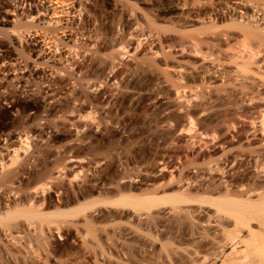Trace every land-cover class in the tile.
I'll use <instances>...</instances> for the list:
<instances>
[{"label":"bare ground","instance_id":"obj_1","mask_svg":"<svg viewBox=\"0 0 264 264\" xmlns=\"http://www.w3.org/2000/svg\"><path fill=\"white\" fill-rule=\"evenodd\" d=\"M8 1L6 3L5 2L1 3L2 4L1 9L4 10L3 13L6 14V13H10V12L12 13L13 12V13H16L15 20L16 19L18 20V18H19V21H17L18 23L15 24L16 23V21H15V23H14L15 25L12 26L13 28L10 29L9 33L12 37L16 35L17 37H15V38H18L19 43L23 42V43L27 44L28 41L31 40V43L29 44V46L24 47L25 51L27 52L28 55H32V54L38 55L39 53H44V52H42L44 47L48 48V46L49 45L52 46V44H53V46L55 45L54 46L55 53L58 55V53L60 52L59 53L60 55H58L59 58H57L56 61L55 60L52 61L49 59H48V61L43 60L41 62H37L36 65L34 64L35 66H33V67H30L28 65V63L25 62L23 65V68L19 69V72L27 70V72L30 73L31 76L33 78H35L36 80L37 79L40 80L41 78H43L44 81L42 80L43 82L38 83V84H40V87L36 83L37 84L36 88L38 89V90L36 89L37 90V91H35L36 93H34V90L29 88V86H27L26 84L22 85V81L24 80L25 76L17 75V76H15L14 83H11L12 85L14 84V87L21 85V89H22L21 91L16 92L13 89L6 87L4 84H0V237L3 236L2 240L4 239V237L5 238L9 237V239L11 238L12 240H13V238H15V239L21 238L22 239V237H24V238L30 237L32 239V237L36 236V234L37 235L39 234L40 237H41V234L43 235L44 233H46L45 235H48L47 232L50 228L47 227V229H46V227H44L48 224L46 219L52 218V217H55V218L56 217H58V218L62 217L63 219L65 217L66 219L67 218L68 219L69 218L74 219V218H77L79 216L78 214L82 213L83 210L85 211L86 209L88 210V208L89 209L92 208V206L94 207V205H96L98 202L99 203L97 205H99L100 203H103V202H101L102 200H100L98 197L96 198L95 194H98L102 190V187L105 188V186L103 184L101 177H99L98 179H94V177L97 178L95 176L96 174L95 175H92L93 173L91 174L92 175L91 177H93L94 180H91L87 186L85 185L86 187L82 184H81L82 185L81 188L79 186H76V188H79V190H77V191L75 190L76 193L74 192V194H75L74 197H73V195L70 196V194H68V192L66 190L67 187L65 188V186H66L65 183L68 184V182L71 183V182H74L80 178H83L82 177L83 175L81 176V174H83L84 170L82 169L83 167L81 166V163H80L81 161L79 162V160H74L73 158L67 159L66 155H68L72 151H74V148L78 144L77 143L78 142V134H79L81 128L85 127V129H89V128H87V127H89V125L87 124L88 120L90 118H92L91 120H89L90 125L91 124L94 125L95 123L97 124L98 120H97V118H95L96 113L93 114L92 111L94 112V110H92V109H95V107L98 105V103H100L99 102L100 97L98 95L93 96V95L88 94L86 92H82L85 89L84 88L85 85L88 84L87 83L88 81L86 82L87 84L84 85L83 90H80V88H78L79 85L77 83H80L82 85V82H83V80H82L83 78L81 79L82 82H77L78 79L80 78V77H77V75L80 74L81 67H82L81 65H83V63L78 64V62L72 61V59L74 58L73 55H74V53H76V48H77L76 46L75 47H73V46L76 44L78 45L80 43V42L79 43L76 42L77 40H75V37L79 34L74 35L75 31H73V30L75 28L76 29L79 28L81 26L80 24H82L84 21H81L83 18L79 17V15H78V17L81 18L78 20H80L82 23H77V24L75 23L77 26H78V24L80 26L76 27V25H74V28L72 25H70V26H72V27H70L68 25V23L66 25V23L63 22L65 20L64 19L65 15L68 16L70 14V12L68 10L71 7L69 5L73 0L69 3V5L67 3V0H16L17 5L15 4V2H13V3L18 8H20V11H18V12L14 9L9 10L13 4H12V2H8ZM183 1H185V0H183ZM196 1L199 2L198 0H192L191 2L190 1H188V2H190L191 6H192L193 2L195 4H198V5L204 3L205 1L208 5L209 4L208 2H210L207 0H205L204 2H203V0H200V2H199L200 4H199ZM217 1H215V2L217 3ZM223 1H226V0H223ZM223 1H222V3H224V4L227 3V2H223ZM247 1H249V0H247ZM247 1H244V2H247ZM73 2H75V0ZM258 2H260V4ZM258 2L257 1L254 2V3H257L258 6L257 5L255 6L252 1H251V4L254 5V7L256 9L263 12V14H264V0H261V1L258 0ZM72 3H71V5L73 7V5L75 3L74 4H72ZM169 3H171V2H169ZM206 3H204V4L206 5ZM247 3H249V2H247ZM187 4H189V3H187ZM218 4H219V6H214L216 4L213 5L210 2V4H209L210 7H208L206 5L207 7L203 6L204 8L200 7L201 6L200 5L198 7H200L201 9H199V10H198V7L195 8L196 7L195 6L193 8H194V10L196 9L197 11L193 12V13L190 12L192 14L188 13L189 15L187 14L186 16L189 19L192 18L193 21H199V22H200V19H202V17H203L202 21H204L205 20L204 18L207 17L209 19V21L212 22V24H210V25H213L214 24L213 21L221 20L222 18L227 17V15H228L227 18H229V15H232V14L234 15L235 13L241 12V14H242L243 12L240 9H242V7L244 9V7L247 6L243 3H240L241 7L240 6H237V7L234 6L232 8L230 6L231 7V9H230L228 7L229 4H227V7H225V6L222 7L221 1H220V3L218 2ZM185 5H186V3H185ZM248 5L249 6H247V8L250 7V3ZM16 6L15 7L12 6V7L16 8ZM24 7H25V9H22ZM183 7L186 9L185 6H182L181 10ZM170 8H172V7H170ZM190 8H192V7H190ZM72 9L73 8H71V10ZM74 10H73V12H74ZM181 10H180V14L182 13ZM258 10H256L255 12H257ZM77 11L79 13L78 9H77ZM184 11H186V10H184ZM243 11L247 12L246 9H244ZM259 11L257 12V14L259 13ZM80 13H82V10H80ZM74 14H75V12H74ZM253 14H255V13H253ZM257 14H255V15H257ZM259 14H258V17H256V18H259L262 16L264 17L263 14H261L262 16H260ZM67 16L65 18H67ZM72 16H73V14H72ZM20 17H23V18H20ZM183 17L184 16H182V19H183ZM249 17L255 18L254 15L253 16L249 15ZM73 18L76 19L77 16L73 17ZM240 18L242 20V17H240ZM0 19L2 20L3 18L1 17ZM180 19H179V21H180ZM236 19H239V16ZM78 20H76V21H78ZM250 20L251 19L249 18L248 21H250ZM255 20L256 19H254V20L252 19L253 23ZM186 21H187V19H186ZM190 21H191V19H190ZM202 21L200 22V24L207 22L206 20L204 22H202ZM223 21L226 22L224 19H223ZM252 21L250 23H252ZM258 21L260 22V19L257 20L256 22H258ZM68 22L70 23V21H68ZM86 22H87V20H86ZM245 22H242V23L247 24ZM259 22L257 23V26L260 28L261 26H259L260 25ZM71 23L73 24L74 22H71ZM179 23L181 24V21ZM207 23L205 25L207 29H205L204 24L202 25V26H204L203 32H205V30H210L208 28L209 23H208V25H207ZM218 23H219V21H218ZM226 23L225 24L223 23V24L226 25ZM230 23L232 25L228 24L229 28L230 27L235 28L236 24L232 23L231 21H230ZM236 23L238 24L237 28L240 29V31L237 29L238 32H241V30H242V33L239 36L240 39L242 38L241 36L243 35V39L244 38H246V39L250 38L249 40H252V41L248 40L249 43H251V42L253 43V40L255 42H257L259 39L260 44L257 42V44H256L257 46L255 45V47L257 49L256 48L254 49L252 44H251V47L255 50V52L251 48V50H249L248 52L253 51L252 53H250V54L248 53V55H247V53L244 54V51H245V48L247 45L243 47L244 51L241 50L242 49V43L244 42L243 39H241V41H243L242 43L237 44V45H240L241 49L239 48V46L237 48H234L232 46L228 47L230 45L229 42L231 41V39H229V38L235 39L236 37H232V35L234 33L229 37L228 34H225V32L227 33V31H225V32L222 31V32H224L225 37H226V35L228 36L227 38L230 41L227 38H225L226 40L229 41L228 42L229 45L225 46V47H227L226 48L227 53L224 52L225 50H221V51H223V53L225 55L227 54V58L229 55L228 50L230 51L229 59H230V62L233 63V65L235 66L234 69L230 68L232 70L227 68L231 64L230 62L228 63L226 61L228 64V65H226V62L223 61L222 59H220L221 56L217 55L220 60L218 58H215L216 56H214V52L215 53L217 52L216 49L218 48L220 50V48L218 46H217V48L215 47V44L218 45L219 40L218 41L216 40L217 43H215V44H214V42L211 41L213 39L212 36L215 37L213 32L218 33L216 31H219L220 35L219 34L216 35L218 37V39L220 38L219 36H221V37L224 36V34L222 35L221 29H218V27L220 25L218 26L217 23H216V25L218 27L214 24L215 25L214 27H217V28H214L212 26V28H211L212 31L211 30H210L211 32L206 31L208 33L204 34V36L206 35L205 37L207 38V36L212 35L209 33H213V35L210 36L212 38L210 39L208 37V39H207L208 41L209 40L211 41L210 43L209 42L207 43V41L204 40V37H201L203 35L202 34L203 32L201 31L202 28L199 29V27H198L197 28L198 31H197V29L195 30L194 27H192L193 31L195 30L194 33L192 32V29L188 28V30H187V28L185 27V29L189 32L185 31V29H183L184 31L182 32L181 31L182 29L179 28L181 30H177L178 32H176V35H177V33L179 34L180 32L184 33V34H182V36H181V33H180L179 34L181 36L180 38L178 37L179 35H177L178 39L180 41L181 40L182 41L180 44L177 45V49L174 47L175 49H173V50H178V52L181 54L180 55L178 53L180 57L182 56V54L184 55V57L186 54L187 55L189 54L188 56L191 55L192 58H193V56H197V57L201 56L203 58L207 57L206 60L208 62L206 61V63L209 64V62H210L211 64H213V66L209 64V67L212 66V68L214 67V65L216 66V64L222 65L223 68H224V65H226L227 67L225 66L226 69L224 68V70H226V71L228 70V72L224 76L225 77L227 76L226 78L230 77L231 79L230 78H228V79H230L229 81H231V83H232V81L234 82V83H232L233 85L231 84V86H233V89L236 85H240V84H243V85L238 86V87L236 86L235 89L240 88V87L241 88L245 87V85H247V87H245V88H247V90H248V88L250 89L251 87L255 88V84L254 83L252 84L251 83L252 81L250 82L248 80H253V81L257 80L255 82V83L258 82L256 85V88H255L258 92L257 94L253 95V93L256 92V90H254V89H253V91L251 89L248 90L247 92L243 91L244 93H248V94H251V91H252L253 92L252 96H247L243 92L241 93L242 97L246 95V97H243V98H246L247 100L241 98V99H243V103H245V106H247V104H246L247 102L249 103L247 107H249V105L252 104V106L249 107L250 111H248L249 108L248 109L246 108L247 110H245V107L244 108L242 107V109H240L241 107L240 108L237 107L238 110L236 111L237 112L236 114H239V119L236 117L235 121H233L234 119H232V117L224 116V118H222V119H225V118L227 119V117H228L229 119H232V120L227 119V121H224V120L221 121V119H219L220 120V121L218 120L219 122H217V118L220 115L216 113L217 114V118L215 117L216 122H214L215 119H213V117H212L213 121L211 120V122H208V123H206V122L204 123L202 121L199 122L202 125L199 124V125H201L200 128L198 126V131L196 133H193V135L189 134V133L193 131V129H194L193 124H196V123H192L194 117H192V115L189 113V115L188 114L184 115V116H187L186 117L187 121H184L183 126H182L183 122L181 123L182 128L180 131H183V133L182 132H180V133H182L185 137L187 136V138L189 135L188 140H190V141L188 142L187 138L185 141H187V143L192 142L191 144L193 146L195 145L196 151L194 149V151H195L194 153H196L198 150L197 155H196L197 158H195L197 161H195V160L192 161L194 163L199 162L201 160L200 158L203 157L202 153L205 150H208V151H210L211 149L214 150V149H216L215 146H219L221 149L222 141L226 140V139H223V135H225L224 138H226V136L228 135L227 139L229 138V136H231L230 138L231 139L233 138L232 140L236 139L237 141L238 140L240 141L242 138H245L246 140L249 139V141H251V142L258 140V143L256 144L257 145L256 146L254 144V143H256V141L254 143L249 142L250 144L248 143V141H246L247 145L249 144V146L245 149L243 148L244 146L243 147L241 146L243 149L241 151H237V152L235 151V149H234L235 152H233L231 150L230 151L228 150L229 152L224 150L226 152L223 151L224 155H222V157L223 156L224 157L223 158L221 157V159L216 158V160H213L212 156L211 157L209 156L208 157L209 161L205 162V160H203V158H202V161L206 163V166H205V163H203V162H202L203 165H201L202 164L201 162L196 163V165L198 164L197 166H195L196 170H188L189 168H187L185 165L186 164V159H185L186 156H184V154H182L184 156L185 162L181 160V163H179L181 170H179L178 176H176V177H178V182L175 180L176 183L179 185V187L177 185L178 191H176L175 195L173 194V196H171L170 195L171 193L169 194V192H170L169 191L168 194L170 196L168 195L167 198H164V196H163V198L160 196L154 198L152 196V198H146V197H144L146 199H142V198L137 199L136 198V199H134L135 201H133L132 203L128 202V203H130V205L131 204L133 205L134 209L138 208L139 209L138 211H140V210L144 211L145 210L144 211L145 214L146 213L148 214V212L150 214V211L152 209L154 210V208H156L158 205L161 206V204L163 203V204L168 205V207L166 205H162V206H166L168 208L167 209L168 213H171V214L177 213V215H179L180 217L182 216V218H184V220H185L184 222H182L183 219L178 216L180 219H182L180 222L179 218H175L177 216L174 217L176 220L178 219L176 222H179V224L178 223L177 224L180 227L178 225H176V222L174 219H171L172 216H170L171 220L169 219V216L166 217L167 220L166 219L164 221H163V219L160 220L161 223L159 222L160 225L158 227H161V229H162V227L165 229L167 227H169V230H170L169 231L167 228L168 232L165 233L166 235L164 233L162 234V235H164V237L162 235H160V236H162L161 238L158 237L159 235L157 236L159 243H161V245H162L161 250L163 248L166 249L168 246L169 247L173 246L174 249L173 248L172 249H173V252L175 254L170 251V250H172V249H170L171 248L170 247L169 252L171 254L170 255L168 254L169 256L167 255L168 256L167 258L165 257L166 258L165 261H162V259H161L162 263L158 259L157 261L158 262L160 261L158 264H160V263L161 264H264V94H262L263 89H264V53H262L264 50L262 51V48H264V46L261 45V44H263L261 41L264 40V32H261L262 31V30H260L261 28L259 29V28H257V26H256V29L254 27V30H253L252 25H254V24H252V25L247 24L246 27L240 28L239 23L238 22H236ZM234 24H235V26H234ZM83 25L84 24H82V26ZM181 25H180V27H181ZM190 25H188V26L190 27ZM228 25H226L225 28H227ZM262 25H263V23H262ZM171 26L168 25V28H166V29H168V31L165 29L166 26L164 27L165 30L163 29V31L167 32L165 34L168 37L171 36V34L169 35L168 33L171 30H174L173 27H171ZM173 26H175V25H173ZM182 26H184V25H182ZM202 26H200V27H202ZM169 27H171V29ZM263 27H264V25H263ZM81 28H80V30H81ZM182 28H184V27H182ZM176 29H175V31H176ZM80 30L77 29L76 32H78ZM49 31H50V33H49ZM175 31L174 32L171 31V32L175 33ZM196 31L198 32V33H196L197 36L195 34ZM199 31H200V33H199ZM259 31H260V33H259ZM81 32L82 31H80V33ZM4 33H6V32H4ZM132 33H130V34L132 35ZM185 33H190V34H185ZM261 33L263 34V36ZM95 34H97V32ZM191 34H193V35H191ZM207 34H209V35H207ZM229 34H231V33H229ZM81 35L82 34H80V36ZM163 36L166 37L165 35H163ZM7 37H10V36H7ZM28 37H29V40H27ZM133 37H134V35H133ZM147 37H149V36H147ZM254 38L257 40H255ZM95 39H97V42H98V37H96ZM133 39L136 40L135 37ZM138 39L139 38H137V40ZM221 39H224V37L220 38V40ZM236 39L238 40V37ZM240 39H239V41H240ZM246 39H244V40H246ZM137 40L135 41L136 44H137ZM179 40H178V42H180ZM237 40L235 42L238 43L239 41H237ZM1 41H3V40H1ZM92 41L94 42V40H92ZM213 41H215V40H213ZM74 42H76V44ZM176 42H174V43L172 42V43L175 44ZM232 42L234 43V40H232ZM255 42L253 44H255ZM69 43H71L70 47H69ZM96 43H95V45H96ZM150 43H151V45H154V44H152L153 42H149V45H150ZM172 43H170V44L172 45ZM244 43H246V42H244ZM249 43H247L249 45L247 47H250ZM121 44H122V42H121ZM126 44H127V42H126ZM126 44H124L123 47H125V49L129 51L130 48L127 49ZM208 44H210V45L212 44V46H214L212 49H214L216 51L213 52V50H211L212 46L208 47ZM2 45H1V47H2ZM118 45H116V46H118ZM128 45H129V43H128ZM137 45H139V42ZM146 45L148 46V48L151 47L150 49L153 48L152 46L149 47L148 44H146ZM204 45H205V47H204ZM232 45H235V44H232ZM87 46H89V45H87ZM130 46L131 45H129V47ZM136 46L132 47V48H134L133 50L136 49L135 48ZM139 46H141V45H139ZM161 46L162 47L165 46V45H163V41L161 43ZM173 46H176V44ZM259 46H261L260 49L262 52L258 48ZM93 47H94V45H93ZM38 48H39V51L37 52ZM78 48H81V47L78 46ZM87 48H86V51H87ZM117 48H121V47H117ZM137 48H138V46H137ZM165 48L168 50H163L164 52L163 53L161 52V53L165 57L163 59L166 60L167 63L163 64V65H165L164 70L162 69L163 73H161L162 71L159 69L161 71L160 73L163 76L161 77V79L157 78V79H159L157 81H160V83L158 82V84H160L162 86H166V85L168 86L169 84L172 83V87L176 92V93L175 92L174 93L177 95L178 100L180 101V103H181V101L183 102V103H181L182 104L181 108H183L182 106H184V105H185L184 108H187V105H189V103H192V104L194 103L193 107L195 106V108L201 102H203V104L205 103V105H206L208 98H210V95H209L210 93L208 94V90L210 89V87H213V85L212 86L210 85V83L213 81L212 78H210L212 80V81H210V83L206 82L207 85H210L209 89H207L206 85L203 84L206 87L205 91L207 90L206 91L207 93L205 92L204 94L209 95L208 97H207V95L205 96L204 94H202V92H200L201 91L200 89H202L203 86H201L202 87L201 88L197 84V86L200 87V88H198V93L203 95V97H199L200 95L199 96L197 95L198 94L197 90L195 91L197 94L193 93L194 91L192 90V88L193 87L196 88V86H192V88H190L188 86V85H190V84H188V81L191 79L190 77H192V76H190L189 77L190 79H189L188 75L186 76V74H188L189 73L188 71L192 70L193 68L190 65H189V67L192 69L187 68L188 66L185 65V64H187V63H185L186 61L185 62L183 61L184 62L183 64H181L180 63L181 61H179V62H176V64L174 63L173 66H171L170 65L171 63L169 64L168 62H170L169 61V59L171 58L170 52H171V49L173 47L170 46L169 44L168 45L166 44ZM48 49H50V48H48ZM66 49H68V50H66ZM72 49H73V51L75 49V52H73ZM150 49L148 51H150V54L151 53L153 54L154 50L152 52ZM162 49H164V48H162ZM223 49H225V48L223 47ZM52 50H51V53H52ZM89 50H88V52H89ZM115 50H113L112 56L119 53L117 51L118 49L116 51ZM124 50L122 52V49H121L120 52H122V54L123 53H126V54L129 53L130 54V52L127 51L128 52L127 53V52H124ZM160 50H161V48H160ZM205 50H206V52H205ZM256 50H258V52ZM1 51H2V49H1ZM62 51H65V52L62 53ZM71 52H73V55ZM92 52H93V50H92ZM133 52L137 53L136 51H133ZM155 52H154L156 54V55L154 54L155 57H158L157 51H155ZM211 52H213V54ZM219 52L220 51H218V53ZM55 53H52V54H55ZM80 53L78 52L77 54L79 55ZM113 53H115V54H113ZM220 53H222V52H220ZM126 54L125 55L123 54V55L126 56ZM129 54L127 56H130ZM152 54L150 56H152ZM174 54H175V51H174ZM210 54H212L213 56H211ZM119 55L120 54H118V56ZM134 55L132 53L133 57H135ZM159 55H161V54H159ZM209 55L211 57L210 61L208 60ZM118 56L116 58V55H115L114 57L111 58L110 61H113L114 58L118 60L119 59ZM122 56L120 55V57H122ZM150 56H148V57H150ZM76 57H78V56H76ZM144 57H145V55H144ZM159 57L162 58V56H159ZM212 57L215 58L214 61L216 60L219 62L222 60L224 62V64L222 63V61L220 63L216 62V64H214L215 62L211 61V60H213ZM86 58H88V57H86ZM175 58H173V59L171 58V59L174 60ZM4 59L5 58H3V60ZM202 60L203 59H201V61ZM225 60H227V59L225 58ZM145 61H147V59ZM150 61H149L150 64H152L153 61H155V63H156V58H154V60L152 59ZM166 61H164V62H166ZM203 61H205V60H203ZM55 62H58V63H56L57 66L58 65L64 66V64H66V65L69 64V65L66 67L58 68L57 66H55V64H54ZM115 62H117V61H115ZM115 62H113V63H115ZM206 63H204L205 66L207 65ZM158 64L156 63L155 65L157 66ZM202 64H203V62H202ZM75 65H77V69L75 71H71L72 70L71 69L70 70L71 73H69L70 71L66 72L67 69L69 70L70 68H73ZM196 65H197V63H195V64L192 63V66L194 67L193 72L195 73V74L193 72L191 73L193 75L192 80H191L193 83H197V82H201V81L204 82V80H208L207 78H209V76H210L209 73H211V72L215 73L214 71H212V69H211V72H209L208 70L210 68L208 66H207V69H208L207 70L206 68H203L204 66H201L202 67L201 68L200 65L199 66L197 65L198 68L200 67L201 69L196 70V67H197ZM233 65H230L229 67H233ZM61 66H59V67H61ZM117 66H119V65H117ZM153 66H154V64H153ZM158 66H159V68L161 67L160 65H158ZM55 67H57L58 69L57 68L55 69ZM111 67H113V66H111ZM108 68H110V66ZM114 68H113V71H114ZM223 68H221V69H223ZM154 69H155V67H154ZM214 69L217 72V69H219V68L216 69L214 67ZM55 70H57V71L55 72ZM110 70H111V68H110ZM220 70L217 73L221 72ZM170 71L174 72L175 76H173L172 74H169ZM222 72L224 74L223 70H222ZM83 73L81 74V77H82ZM3 74H5V71H3ZM61 74H66V77L61 78V76H62ZM245 74H249V76H247ZM160 75H158V77ZM170 75H172L176 81L172 82L171 81L172 76H170ZM217 75L219 76L220 73ZM222 75H220V76H222ZM169 76L171 78H169ZM224 76L222 77V79H226V78H224ZM215 78H216V76H215ZM114 79H115V77H114ZM5 81L7 82V80H5ZM72 82L73 83L77 82L75 85L77 87V89L73 90V92H70L71 94L69 93V96L72 97V100L68 101L71 98L70 97L68 100L65 99V101H66L65 103L57 104L56 103L57 102L56 97L60 96L59 94L62 92V90L65 87L69 86ZM202 82H201V84H202ZM245 82H247V84H244ZM249 83H251L250 84V86L252 85L251 87L248 85ZM158 84H156V86L159 87ZM234 84H236V85H234ZM95 85L96 84L91 86V84H88L87 88H89V86H91V88H92L91 89L92 91L90 90L88 92H94L93 89L96 88ZM42 86H44V88H42ZM100 86H101V81H100L99 87ZM162 86L159 87V88H161L159 90H163L165 88V87H163V89H162ZM172 87L170 86L169 89L170 88L172 89ZM245 88H244V90H245ZM167 89H168V87H167ZM189 89L191 91H189ZM231 89H232V87H231ZM1 90H3V91H1ZM96 90H97V88H96ZM241 90H243V88ZM241 90L239 89L240 92H241ZM259 90L262 92H259ZM6 91L8 92L7 95H5V93H7ZM100 91H102V90H100ZM187 91L190 92L191 94L188 95ZM202 91L204 92V89ZM168 92H169V90H168ZM234 92H235V90L233 92H231L232 95ZM104 93H105V91H104ZM162 93H164V92L162 91ZM237 93L238 92H236L234 95L236 96ZM99 94H101V93H99ZM22 95H24V96L21 97ZM219 95H220V92H219ZM241 95L239 94L240 97H241ZM197 97H199L200 100H201V98H204V101L206 100V97H207V101L204 102L202 100L201 102H199L197 104V100L194 101V98H197ZM232 97H230L231 101L233 99ZM240 97L235 98L236 101H237V99H240ZM247 97H249V98H247ZM216 98H214V100H218V98L217 99ZM222 99H223V96H222ZM241 99L239 100V103H241L240 102ZM210 100H211V98H210ZM219 100H220V98H219ZM2 102H5L6 106L2 105ZM185 103H187V105ZM208 103H210V102H208ZM211 103H212V101H211ZM203 104H202V106H204ZM231 104H232V102H231ZM237 104H236V106H238ZM100 106H102V104H100ZM167 106H168V103H167ZM207 106H209V105L207 104ZM207 106H206V108L204 106V109H207L208 108ZM189 107L190 106H188V108ZM199 107H197V108H199ZM233 107L235 108V106H233ZM197 108H196V111L198 110ZM210 108H208V109H210ZM228 108H230V107H228ZM204 109L203 110L200 109V111H202V113L200 111H198V112H200L202 115H203V113L207 114V112H205ZM235 109L233 110L234 112H235ZM239 109L241 111H239ZM242 110L245 112H248V113L242 114L241 113ZM186 111H189V110L187 109ZM194 111L192 110V112H194ZM238 111H239V113H238ZM211 112H213V111H211ZM224 113H225V111H224ZM59 114H60V116H59ZM92 114H93V116H92ZM67 116L75 118V120L73 122L69 121L71 123V126L74 127V133H73V135H71V137L69 139H62V137H61L62 132L59 129V127H58V129L56 127H54L56 130L54 128L52 129V127L50 128L49 122L51 120V117H55L57 121H58V119L64 121V119L68 120V119H66ZM235 116L236 115L234 114V117ZM93 117L95 118V120H97V122L96 121H95V123L91 122L94 120ZM196 119H195V121H196ZM208 119H206V120H208ZM240 119H242V120H240ZM236 120H238V121H236ZM11 122H13V124H14V125L12 124V126H10V127H12V129L10 127L8 128V126H9V124H11ZM196 125H198V124H196ZM56 126H57V124H56ZM196 127H195V130L197 129ZM91 128H92V126H91ZM193 132H195V131H193ZM223 132H227V133L225 134ZM228 132L231 135H229ZM183 140H184V138H183ZM226 142H228V140ZM186 144H185V146H186ZM252 144H254L255 146H252ZM258 144H259V146H258ZM188 145H190V144H188ZM237 147L239 148L240 145H238ZM192 148H194V147H192ZM222 149H223V147H222ZM182 150H183V148H182ZM185 150H187V149H185ZM185 150L183 152L186 153L187 151H185ZM200 152L202 154V157H201ZM230 152H232V153H230ZM185 155H187V154H185ZM52 158L54 160H51ZM39 159L40 160L44 159L43 163H41L40 165H39V162L36 163V161H39ZM49 159L51 160V162H49ZM45 160H46V162H45ZM34 163L38 164L39 166L38 165L34 166ZM194 163H192L193 165L192 164L191 165L194 166L195 165ZM192 168L195 169L194 167H192ZM189 171L190 172L192 171V176H190L191 174ZM187 172H189L190 175H187L188 174ZM84 175H86L85 172H84ZM97 176H102V175H97ZM124 177H123V179H124ZM81 180L83 181V183H85V184L87 183V179H85L86 181L84 180V178ZM79 181L80 180H78V182ZM129 181H130V177H129ZM165 182H166V180H165ZM173 182L174 181H172L171 183H173ZM165 184H168V183H165ZM164 186L167 187L168 185H164ZM164 186L161 188H164ZM166 190H167V188H166ZM166 190H164V191H166ZM73 191H74V189H73ZM174 192H175V190H174ZM94 195H95L96 199L92 198ZM122 195H124V196L120 197L121 199L119 200V203H118L119 205H120V203L121 204L123 203V205H124V203L127 204L126 203L127 202L126 198H128L127 195H125V194H122ZM128 196L130 198V195H128ZM155 196H157V195H155ZM55 197H56V199H55ZM149 197H151V196H149ZM90 198H92V199H90ZM88 199L90 201H87ZM98 199L100 201H97ZM94 200H96V201H94ZM91 202H93V203H91ZM104 203H106V202H104ZM127 205H129V204H127ZM160 206H158V207H160ZM146 211H148V212H146ZM168 213L166 215H168ZM83 214H84V212H83ZM140 214H142V213H140ZM151 215H150V217H151ZM163 216H165V215H163ZM71 219H69V220H71ZM79 219H80V217H79ZM154 219L156 220V218H154ZM74 221H75V219H74ZM156 221H159V220H156ZM43 222L45 223V225L44 224L42 225ZM145 222L148 223V221H145ZM149 222H150V224H152V222L150 220H149ZM49 223H51V222H49ZM67 223L70 224V222H67ZM73 223H75V222H73ZM182 223H184L185 225ZM142 224H143V222H142ZM150 224H148V225L150 226ZM153 224H155V223H153ZM48 225H50V224H48ZM157 225H158V223H157ZM186 225L189 226L190 229L185 230V228H182V226L184 227ZM140 226L142 227V225H140ZM149 226H148V228H151ZM154 226H156V224ZM143 228H145V227H143ZM157 229H159V228H157ZM50 230H49V232H50ZM58 230L61 231L60 228ZM167 230H165V231H167ZM63 231H65V230H63ZM65 232H67V231H65ZM39 235H38V237H39ZM45 235H44V237H45ZM153 237H152V240L150 239L151 246L149 245V247L152 248L151 249L152 251L157 249L156 246L158 247V245H157L158 241H156L157 242L156 244H154V242H153L154 239H157V238L154 237V239H153ZM23 239L21 241H23ZM31 239L28 240V242L29 241L31 242ZM162 239H164L165 241L162 242L163 241ZM17 241H14V242H17ZM100 241H102V239ZM19 242H17V243H19ZM110 242H111V239H110ZM112 242H114V241H112ZM106 243L107 242L103 241V244L100 243L102 246L99 244L100 248L102 247L101 248V254H100L102 261L105 258L107 259V256L111 255V253L109 252L110 249L108 250L107 249L108 247H106ZM112 244H114L113 245L114 247L116 246L115 242L111 243V245ZM28 245H29V247H27L26 249L30 248V246L34 245V243H32L31 245L28 243ZM18 246H19V249L22 247V249L24 251L25 247L27 245L24 247H23V245H21V247H20V244H17L16 247H18ZM107 246H108V244H107ZM146 246L148 247V245H146ZM14 249H16V248H14ZM22 249L20 251H22ZM30 251L31 250L26 251V252L24 251V253L28 254V253H30ZM147 251H150V250H147ZM18 253H20V252H18ZM140 253L143 254L141 256V262H143V264H157L155 262V260H154V262L150 261L152 258V257L149 258L150 256H148V259H150L148 261V259H146V257H147L146 253L143 252V250ZM33 254H34V252H33ZM151 254H152V252H151ZM31 255L32 254L30 253V256ZM152 255H154V254H152ZM32 256H31V258H32ZM116 258H119V257H116ZM155 258H156V255H155ZM112 260H114V258ZM122 261H123V259H122ZM122 261H121V264H127L128 263V262L126 263L125 260H124V262H122ZM109 262H111V261H109Z\"/></svg>","mask_w":264,"mask_h":264},{"label":"rangeland","instance_id":"obj_2","mask_svg":"<svg viewBox=\"0 0 264 264\" xmlns=\"http://www.w3.org/2000/svg\"><path fill=\"white\" fill-rule=\"evenodd\" d=\"M5 1L0 0V18L1 17L3 18L2 20L0 19V47L3 44L2 47L0 48V51L2 49V51L0 52V62L2 61L0 63V70H1L0 71V84H4L6 87H9L10 89H13L16 92L21 91L22 90L21 85L14 87V84L12 85L11 83H14L15 76H17V75L25 76L24 80L22 81V85L26 84L27 86H29V88L34 90V93H36L35 91L38 90L36 88L37 87L36 85L38 83L43 82L44 81L43 78H41L40 80L39 79L36 80L35 78H33L31 76L30 73L27 72V70L19 72V69L23 68V65L25 62L28 63V65L30 67H33L36 65L37 62H41L43 60L48 61V59H49L52 61H54V60L56 61L57 58H59L58 55H60L59 54L60 52L59 53L57 52L58 53V55H57L55 53V48H54L55 45L53 46V44H52L53 47L50 45H49L50 47L48 46V48H50V49L44 47V49L42 51L44 53H39L38 55L37 54L28 55L27 52L25 51L24 47L29 46V44L31 43V40L28 41L27 44L23 43V42L19 43L18 38H15L17 36L15 35L12 37L9 33L10 29L13 28L12 26H14L15 24L18 23L17 21H19V18H18V20L17 19L15 20L16 13H13V12L12 13L11 12L6 13V14L3 13L4 10L1 9V5H2L1 3L5 2ZM71 1L72 0H70V1L67 0L68 5ZM185 1H183V0H75V2H73V3L71 2L72 4H74V3L76 4V5L74 4L73 7L70 3L69 6L73 9L71 10V8H70L68 11L70 12V14L72 13L73 16H72V14L70 15L68 13L69 15L68 16L65 15V17L67 16V18L64 17L65 20L63 22L66 23V25H67V23L69 26L72 25L74 28V25H76L77 23H82L81 21H84L82 23V24H84L83 25L84 27L82 26V24H80L81 26L79 24H78V26L76 25V27L80 26L79 28H77L79 30L82 27L80 30V31H82L81 33H80V31L76 32V30H77L76 28L73 30V31H75L74 35L79 34L75 37V40H77L76 42H78V43L80 42V43L77 45L76 42H74L76 45H74L73 47L76 46L77 48H76V53H74V55H73V52H75V49H74V51L72 49L73 52H71V53L74 56V58H73L74 60L72 59V61L73 62L76 61V62H78V64L83 63V65H81L83 67V68L81 67V72L82 73L84 72L82 77H81V74H82L81 72H80V74L77 75V77H80L77 82H82L81 79L83 78L82 80L84 83L82 82V85L80 83H77V82L76 83L79 85L78 88H80V90H83L84 85L87 83L91 84V86L96 84L95 86H96L97 90H96V88H94L96 91L93 89V91L95 93L94 92H88L92 89L91 86H89V88H87L88 84L85 85V87H84L86 90L84 89L82 92H86V93L91 94L93 96L98 95L100 97V100H99L100 103H98V105L95 107L96 110L92 109V110H94V112L91 110L93 114L96 113L95 118H97V120H98V122H97V120H95V118L93 117L94 120L91 122L95 123V121H96L97 124L95 123L94 125H92V124L90 125L89 120L92 119V118H90L87 122V124L89 125V127H87V128H89V129H85V127L81 128V130L78 134V142H77L78 144L75 147L76 149L74 148V151H72L70 154L66 155L67 159L73 158L74 160H79V162L81 161L80 163H81V166L83 167L82 169L84 170V172L86 174V175H84V172H83V174H81V176L83 175L82 177L84 178V180L87 179V183L86 184L83 183V181L81 180L83 178H80V179H78V180H80L79 182H78V180H76V181L71 182V183L68 182V184L65 183V185H66L65 188L67 187L66 190H67L68 194H70V196L73 195V197H74V195H75L74 192L76 193V191L79 190V188H76V186H79L80 188L82 187V185L87 186L91 180L98 179L99 177H101L105 188L102 187V190L98 194H95V195H96V198L98 197L100 200H102L101 202H103V203H100L99 205H97L99 203L98 202L96 205H94V207L92 206V208H90V209L88 208V210L86 209L85 210L86 212L83 210L82 213L78 214L79 216L77 218H74L75 221H74V219L69 218V219H71V220H69L68 218L66 219L65 217H64V219L62 217H60V218L52 217V218L46 219L48 224H50V225L47 224L44 227H46V229H47V227H49L51 229V230L49 229L50 232L52 231L50 233L48 230V232H47L48 235H45L46 233H44L43 235L41 234V237H40V235L38 234L39 235V237H38V235L35 233L36 236H33L34 238L32 237V239L30 237H27V238L22 237V239L24 238L23 241H21L22 240L21 238H16V239L13 238V240H12L11 238L9 239V237H6L7 239L4 237V239L2 240L3 236H1L0 237L1 238L0 239V264H102V263L103 264H121L122 259H123L122 262H124V260H125L126 263L130 262L131 264H143V262H141V256L143 254L140 253L142 250H143V252L146 253V256H147L146 259H148V256H150L149 258H151V257L153 258V259L151 258V260L148 259V261L150 260V261L154 262V260H155V262L157 264L161 261V259H162V261H165V259L171 254L169 252V250L172 249L173 246L172 247L170 246L171 248L168 246L167 248L165 247L166 249L163 248L161 250L162 245H161V243H159L158 237L159 238H161L162 236L164 237V235H162V234L167 233L169 230V227L166 226L168 228V230H167V228L165 229L163 227L161 229V227H158L160 225L159 222L162 219L164 221L167 216H169V219L171 218L170 216H172L171 219H174L176 222L178 219L176 220L175 218H179L180 216L177 215V213H172L174 216L171 213H168V210H167L168 205L163 204V203L161 204V206L158 205L160 207L157 206L158 208L156 207V208H154V210L152 209L153 211L151 210L150 214L148 211H146L149 214L148 215L146 213L148 215L147 216L144 213L145 210L144 211H142V210L138 211L139 210L138 208H136L137 210L134 209L133 205L132 204L130 205V203H128V202L132 203L133 201H135L134 199H136V198L137 199L138 198L139 199L140 198L146 199V198H152V196L154 198L158 197V196H160L162 198L164 196V198H167L170 193H171L170 194L171 196H173V194L175 195L176 191H178L177 188L179 187V185L176 183V181L178 182V177H176V176H178V172H179V170H181L179 163H181V160L185 162L184 156H186V158H185L186 164L185 165L187 168H189L188 170H196L195 166L198 165V164L196 165V163H199V162L202 163L203 162L202 158H203V160H205V162L209 161V159H208L209 156L210 157L212 156L213 160H216V158L221 159L222 155H224V152H226L228 150L229 151L231 150L233 152L241 151L243 148L244 149L247 148L250 143H254L256 141L255 140L254 142L253 141L251 142V141H249V139L246 140L245 138H242L240 141L239 140L237 141L236 139L232 140L233 138L231 139L230 138L231 136H229V138L227 139L228 135L226 136V138H224L225 135H223V139H226V140H224L225 142L222 141L221 149L219 146H215L216 149H214V150L211 149L210 150L211 152L208 150H205L204 152L202 151L203 157H202V154L200 152L201 157H202V158H200L201 160L199 159L200 161L196 162V163L192 162L194 160L197 161L195 158H197L196 155H197L198 150L196 153H194L196 151L195 145L193 146L191 144L192 142L187 143V141L188 142L190 141V140H188L189 135L187 138V136L185 137L182 134L183 131H180L182 128L181 123L183 122L182 123V126H183L184 121H187V118H186L187 116H184V115H187V114L189 115V113H190L192 115V117H194V119L192 118L193 119L192 123L198 124V125L193 124L194 127L192 126L194 128V129L193 128L192 129L195 132L192 131L189 134L193 135V133H196L198 131V126L200 128V126L202 125L201 123H199L201 121L204 123L205 122L206 123L211 122L212 117H213V119H215V117L217 118V114H219L221 116L220 117L218 115L219 117L217 118V122L220 121L219 119H221V121L222 120L227 121V119H229L228 117H227V119L226 118L222 119V118H224V116L232 117V119H234L233 121H235L236 117L239 119V114H236L237 113L236 111L238 110V108L241 107L240 109H242V107L243 108L245 107V110H247L249 107L252 106V104H251V105H249V107H247L249 104L248 102L246 103L247 106H245V103H243V99H246V98H243V97H246V95L252 96L253 89L256 90L255 88H256V85L258 82L257 83H255V82L257 80H255V81L248 80L250 82L252 81L251 82L252 84L253 83L255 84V88H252L251 87L252 85L250 86L251 83L248 84L251 87L250 89L252 90L251 94L244 93V92H247L248 90H250L249 88H248V90H247V88H245V87H247V85H245V87H242L243 90H241L242 89L241 87L237 88V89H235V87L236 86L237 87L242 86L243 84H240V85L234 84L236 86L233 89V86H231V84L234 82L232 81V83H231V81H229L231 78L228 77V78H230V79H228V78H226L227 76L226 77L224 76L228 72V70L226 71V70H224V68L226 65H228L227 62L228 63L230 62V59H229L230 51L227 49L228 53H229L228 58H227V54L225 55L223 53V51H221V50H225L224 52H226L227 47H225V46L229 45L228 44V42L230 41L229 39H231V41L229 42L230 45L228 47L232 46L234 48H237L239 46V48H240V45H237V44L242 43L243 41L246 43H244V42L242 43V49L240 48L241 50H243L244 46H246V45L249 46L247 43H249V41H252V40H249L250 38H248V39L244 38V39H246V40H244L243 35H242L241 39H243V41H241L239 36L241 35L242 30H241V32H238V30L240 31V29L237 28L238 24L236 22L239 23L240 28L246 27L247 24H251V25L254 24V25H252V29L254 30V27L256 29L257 23L259 22V21L258 22H256V21L260 19L261 23L259 22L260 25L259 24L258 25L261 26L260 27L261 29L258 26H257V28L262 30L261 32H264V27H263L264 17L261 15V14H263V12L259 11L258 9H256L254 7V5L258 6L257 3H254L255 1L258 2V0H255V1L254 0H249V1L244 0V1H247L250 3L249 8H247V6H249L248 5L249 3L244 2L243 0H236L237 2L235 0H232V1L231 0H229V1L228 0H226V1H223V0H218V1L217 0H207V1H210L213 5L216 4L214 6H219L218 2L220 3V1H221L222 7H224V6L227 7V4H229L228 7L230 9H231V7L233 8L234 6L235 7H237V6L241 7L240 3H243V4L247 5L246 7H244V9H246L247 12L243 11L244 9L242 7V9H240L243 12L242 14H241V12L235 13L234 15L233 14L229 15V18H227L228 17V15H227V17L222 18L221 20H218L219 23H218V21H213V23L215 25H216V23L218 26L220 25L219 27L217 25L216 26L218 27V29H221V32L227 31V33L225 32V34H228L229 37L234 33L232 35V37H236V38L238 37V40L236 38L235 39L234 38L228 39L227 35L225 37L224 32H222V35L224 34V36H222V37L219 36V37L220 38L224 37V39L227 38L229 41L226 39L220 40V38L218 39V37L216 36L218 34L220 35L219 31H216L218 33L213 32L215 37L212 36L213 33H209L212 35L207 34L209 36H207V38H206L205 37L206 35L204 36L205 33H208L206 31L211 32L212 26L214 27L215 25L214 24L210 25V24H212V22L209 21V19L207 17H206L207 19L204 18L209 23L208 28L211 31L205 30V32H203V29H204L203 27L207 23V22L206 23L204 22L205 20L202 21L203 17H202V19H200V22L201 21L204 22L203 23L204 26H202L203 24H200L199 21H193L192 18H190L191 19V21H190V19L187 18L186 15L190 12H192V13L196 12L197 10L196 9L194 10V8H193L195 6H196L195 8H197L200 5H201L200 7H202V8L207 7V6L210 7V5H209L210 2H208L209 4L207 5L206 1L203 0V2L205 1L204 3H206V5H207L206 6L204 3L200 4L199 3L200 0H198L199 2H197V1L196 2L199 3L200 5L195 4L193 2L195 5L192 3V6H191L190 2L192 0H187L186 2ZM188 1H190V2H188ZM215 1H217V3ZM222 1L227 2V3L224 4V3H222ZM251 1L254 3V5L251 4ZM259 1H261V0H259ZM8 2H12L13 5L11 3L10 4L14 7L17 5L16 0L15 1L9 0ZM13 2H15L16 5ZM169 2H171V3H169ZM184 2L186 3V5ZM187 3H189V4H187ZM258 3L260 4V2H258ZM12 6L10 7L9 10L14 9L17 12L20 11V8H18L17 6H16V8H14ZM182 6L186 7V9L184 7L182 8L183 11L184 10H186V11L183 12L181 10ZM170 7H172V8H170ZM190 7H192V8H190ZM200 7H198V10L201 9ZM76 8L79 10V13H80V10H82V13L79 14ZM22 9H25V7ZM73 10H74L75 14H74ZM180 10L182 12L181 14H180ZM256 10L259 11L260 14L259 13L258 14L262 17L256 18V17H258V14H257L258 11L255 12ZM192 13H190V14H192ZM253 13H255L257 15H255ZM248 14L252 15V16L254 15L255 18L249 17ZM78 15H79V17L83 18L84 20L83 19L81 21L78 20V19H81L78 17ZM76 16H77L76 19L73 18ZM182 16H184L183 19H182ZM238 16H239L240 20L236 19V18H238ZM240 17H242V20ZM20 18H23V17H20ZM178 18L180 19L181 24L184 26H182L179 23L180 21ZM249 18L251 19L250 21H248ZM186 19H187V21H186ZM223 19L227 23L224 22ZM252 19L253 20L256 19L254 21V23H253ZM74 20L75 21L78 20V21L75 22ZM86 20H87V22H86ZM15 21H16V23H15ZM68 21H70V23L71 22H74V23L70 24ZM230 21L232 23L236 24V26L234 24L236 29L232 28V27L229 28V25L231 24ZM251 21H252V23H250ZM242 22H245L247 24H243ZM208 23H207V25H208ZM223 23L224 24L226 23V25L229 24L227 26V28H225L226 25H224ZM262 23H263V25H262ZM168 25L169 26L172 25L171 27H173L174 30H171V31H173V32L177 28L175 33H172L171 31H170L171 33L170 32L168 33L169 35L171 34V36H170L171 38L166 36L165 33H167V32L163 31L165 26H166L165 29L168 28ZM173 25H175V26H173ZM180 25H181V27H180ZM188 25H190V27ZM72 26H70V27H72ZM200 26H202V27H200ZM171 27H169V28L171 29ZM182 27H184V28H182ZM185 27L187 28V30H188V28L192 29L193 33L198 27H199V29L202 28L201 31L203 32L202 33L203 35L201 37H204V40H206L207 43L208 42L210 43L212 41L215 44L219 40L218 45L215 44V47L217 48V46H218L220 48V50L218 48L217 49L215 48L217 50L216 53L214 52L216 50L212 49L214 47V46H212V44L211 45L208 44V47L212 46L211 50H213L214 56H216L215 58H218V56H221L220 59H222L225 62L227 61L226 65H224V68H223L222 65L216 64V62L220 63L222 60L219 62L216 60L214 61V59H215L214 57H212L213 60H211L212 62H215L214 64H216V66L218 65L217 67L214 65V67L216 69L219 68V69H217V72L221 68H223L220 70L221 72H219L220 75H222L223 74L222 70L224 71V74L222 76L217 75L219 73L216 72L214 67L212 68L213 64H211L210 62H209V64L212 66L209 67V64L206 63L207 57L203 58L201 56H198V57L193 56V58H192L191 55H190L191 57L188 56L189 54L188 55L186 54L185 57L182 54V56L180 57L179 56L180 53L178 52V50H173L175 48L177 49V45L180 44L182 41V40L180 41L178 39V37L180 38L182 36V34H184V33L180 32L181 33V36H180L179 35L180 33L179 34L177 33V35H179L177 37V35H176V32H178L177 30L182 29L181 31L183 32L184 31L183 29H185ZM192 27H194V29H195L194 31H193ZM217 27H214V28H217ZM179 28H181V29H179ZM205 29H207L206 26H205ZM166 30L168 31V29H166ZM187 30L185 29V31H187ZM197 31H198V29H197ZM197 31L195 32V34L198 33ZM4 32H6V33H4ZM96 32H97V34H95ZM187 32H189V31H187ZM228 32L231 34H229ZM49 33H50V31H49ZM130 33H132V35ZM199 33H200V31H199ZM259 33H260V31H259ZM80 34H82V35L80 36ZM185 34H190V33H185ZM133 35L136 38V40H137V38H139L141 40V41L139 39H138L139 41L137 40V44L139 42V45H141V46H139L135 43L136 40L133 39L134 38ZM163 35H165L166 37H164ZM191 35H193V34H191ZM7 36H10V37H7ZM147 36H149V37H147ZM196 36H197V34H196ZM210 36H212L213 39L211 41L210 40L208 41L207 40L208 37L210 39L212 38ZM262 36H263V34H262ZM96 37H98V42H97V39H95ZM239 39H240V41H239ZM1 40H3V41H1ZM27 40H29V37L27 38ZM92 40H94L95 43L97 42L96 45L98 47L95 45V43ZM147 40L149 42H153L152 44H154V45H151V43L149 45V42ZM161 40L163 41V45L166 46V44L167 45L169 44L170 46L173 47L171 49V52H170L171 58L172 59L175 57L176 58L174 60H172L171 58L169 59L170 62H168V63L169 64L171 63L170 64L171 66H173L174 63L176 64V62H179V61H181L180 62L181 64H183L186 61L185 63H187V64H185V65L188 66L187 68H190L189 67V65H190L194 69V67H193L194 65L192 66V63L193 64L197 63L198 66L199 65H200V67L204 66L203 68H206V69L208 66L210 68L209 70L207 69L209 72H211V69H212V71L215 72V73L211 72L214 76L211 73H209L210 76H209V78H207L208 80L210 78H212L213 81L211 79L209 81L204 80L205 83L201 81L202 84H201V82L193 83L191 81L192 77H193V75L191 74L193 72L192 68H190L192 70H189L188 71L189 73L186 74V76L188 75V78L190 76H192V77H190L191 79L189 78L190 80L188 81V84H190V85H188V86L190 88H192V86H196V88H194V87L192 88V90L194 91L193 93H196L195 92L196 90L198 93V88L203 86V88L201 87L202 89H200L201 91L200 90L199 91L202 92V94H204L207 91V90L205 91L206 87H207V89H209V86L213 85V87H210V89L208 90V94L210 93L209 95H210L211 100H210V98H208V101H207V97L209 95L204 94L205 96L207 95L206 100H205V101H207L206 105H205V103L203 104V102H201L202 100L204 101V98H201V100L199 99V97H203V95L200 93H198V94L196 93L198 96L199 95L200 96L197 98H194V101L197 100V104L199 102H201L198 104V106L196 105L197 107L200 106L199 108L196 107L198 109L197 111H196L195 106L193 107L194 103L193 104L189 103V105H187V103H185L187 105V108H184L185 105L182 106L184 109L181 108V105H182L181 103H183V102L181 101V103H180V101L178 100V97L175 94L176 92L172 87V83L169 84L168 86L166 85L168 87V89L166 86H162V85L158 84V82L160 83V81H157V80H159L157 78L161 79V77L163 76L161 74V73H163L162 69L164 70V67H165V65H163V64L167 63V61L163 59L165 57L162 55V53L164 52L163 50H168L165 48V46L164 47L161 46V43H162ZM170 40L173 43L177 41L175 43L176 46H173L175 44H173ZM178 40L180 42H178ZM213 40H215V41H213ZM232 40H234V43L232 42ZM236 40L239 42L238 43L235 42ZM255 40H257V39H255ZM259 41L260 40L258 39L257 42L260 44ZM121 42H122V44H121ZM126 42H127V44H126ZM254 42L255 41L253 40V43ZM257 42H255V44H253L252 42L249 43L250 47L246 46L245 51L243 50L244 54L247 53V55H248V53L250 54L253 51L255 52L254 49L256 48L255 45L257 44ZM261 42L263 43L261 45L264 46V40ZM128 43H129V45H131L130 47H129ZM170 43H172V45ZM231 43L235 44V45H232ZM92 44L94 45V47ZM124 44L127 45V49L130 48L129 51L126 50L125 47H123ZM146 44H148L149 47L152 46L153 48L152 49H150L151 47L148 48V46ZM251 44H252L254 49L251 47ZM70 45H71V43H69V47H70ZM87 45H89V46H87ZM116 45H118V46H116ZM136 45L138 46V48ZM78 46L81 48H78ZM134 46H136L135 50H133L134 48H132ZM117 47H121V48H117ZM204 47H205V45H204ZM223 47L225 49H223ZM260 47L261 46H259L258 48L260 49ZM86 48H87V51H86ZM160 48H161V50H160ZM162 48H164V49H162ZM251 48L253 51L248 52L249 50H251ZM115 49L119 52V53L118 52L117 53L120 54L121 56L123 54L124 55L126 54V53L122 54L123 50L125 49L124 52H127V51L130 52V54L127 52L130 56H127L128 54H126V56L123 55L122 57H120V55L118 56V54L113 53L116 55V58H117V56L119 57V59H118L119 61L115 58H114V60L112 59L113 61H110L111 58L115 56V55L112 56V52ZM121 49H122V52H120ZM149 49L152 52H153V50H154V52L157 51L158 57H155L156 52L155 53L153 52V54L151 53L153 57L150 56L151 54H150V51H148ZM51 50H52V53H55L56 55L52 54ZM66 50H68V49H66ZM88 50H89V52H88ZM92 50H93V52H92ZM258 50H256V51L258 52ZM263 50H264V48H262V51ZM38 51H39V48L37 49V52ZM65 51H62V53ZM133 51H136L137 53H134ZM174 51H175V54H174ZM218 51H220L222 53H220V52L218 53ZM260 51H261V49H260ZM78 52L79 53L81 52V53L78 55L77 54ZM205 52H206V50H205ZM213 52H211V53L213 54ZM132 53H133V55L135 54L134 55L135 57L132 56ZM262 53H264V51ZM159 54H161V55H159ZM212 54H210V55L213 56ZM144 55H145V57H144ZM210 55L208 56L209 61L211 58ZM76 56H78V57H76ZM148 56H150V57H148ZM159 56H162V58ZM86 57H88V58H86ZM222 57L223 58L225 57L227 60H225V58L223 59ZM3 58H5V59L3 60ZM154 58H156V63L157 64L159 63L158 65L161 66L160 68L158 65L157 66L155 65L156 64L155 61H153L152 64H150V62H151L150 60H152V59L154 60ZM146 59H147V61H145ZM201 59H203L205 61H203V60L201 61ZM115 61H117L118 63ZM164 61H166V62H164ZM223 61H222V63L224 64ZM113 62H115V63H113ZM202 62H203V64H202ZM56 63H58V62L54 63L55 66H57ZM204 63H206L207 65L205 66ZM153 64H154V66H153ZM68 65L69 64H67V65L64 64V66L58 65L57 67L62 68V67H66ZM117 65H119V66H117ZM230 65H233V63H231ZM59 66H61V67H59ZM75 66L73 68H70L69 70L67 69L66 72H69L71 69H72L71 71H75L77 69V65H75ZM109 66H110L111 70H110V68H108ZM111 66H113V67H111ZM198 66L196 67V70H200L202 68V67L198 68ZM229 66L228 67L226 66V67L229 69L230 68L234 69V67H235L234 65H233V67H229ZM57 67H55V69ZM154 67H155V69H154ZM113 68H114V71H113ZM232 69H230V70H232ZM3 71H5V74H3ZM56 71L57 70H55V72ZM71 71L69 73H71ZM170 72H169V74H172L173 76H175L174 72H171V73ZM61 75H62L61 78L66 77V74H61ZM158 75H160V76L158 77ZM172 75H170V76H172ZM245 75L249 76V74H245ZM170 76H169V78H171ZM173 76L171 78L172 82L176 81L173 78ZM215 76H216V78L217 77L218 78L216 79ZM223 76L227 80L222 79ZM114 77H115V79H114ZM5 80H7V82ZM100 81H101V86L99 87ZM210 81H212V82L210 83ZM206 82L210 83V85H207ZM72 83L69 85L70 87L67 86L62 90V92L59 94L60 96L56 97V101H57L56 103L57 104L65 103L66 102L65 99L68 100L71 97V96H69V93L73 92V90L77 89V87L75 86L76 83H73L74 85ZM156 84H158L159 87L162 86V89H163V87H165L167 90L165 88L163 90H159L161 88L156 86ZM197 84L200 87L197 86ZM203 84L206 85V87ZM244 84H247V82H245ZM38 85L40 87V84H38ZM170 86L172 87V89L174 91L171 88L169 89ZM231 87L233 90L231 89ZM42 88H44V86H42ZM244 88H245V90H244ZM203 89H204V92L202 91ZM239 89L241 90V92L239 91ZM100 90H102V91H100ZM103 90L105 91V93ZM168 90H169V92H168ZM234 90H235V92L232 95L231 92H233ZM1 91H3V90H1ZM162 91L164 93H162ZM189 91H191V90L189 89ZM219 92H220V95H219ZM236 92H238L236 95L237 97L234 95ZM242 92L244 94H246L243 97L241 95ZM259 92H262V91L259 90ZM99 93H101V94H99ZM257 93L258 92L256 90V92L253 93V95L257 94ZM7 94H8V92L5 93V95H7ZM189 94H191V93L188 92V95ZM239 94L241 95V97L239 96ZM262 94H264V89H263ZM221 95L223 96V99H222ZM23 96L24 95H22L21 97H23ZM238 96L240 97V99L243 98L240 101L241 103H239L240 99H237V101L235 99V98H239ZM216 97L218 98V100H214V98H216ZM230 97L233 98L232 101L230 100ZM219 98H220V100H219ZM247 98H249V97H247ZM71 100H72V97L68 101H71ZM211 101H212V103H211ZM233 101L236 104L238 103L237 104L238 106H236V104ZM208 102H210V103H208ZM231 102H232V104H231ZM167 103H168V106H167ZM100 104H102V106H100ZM202 104L205 106V108H206L207 104L209 105V106H207L208 108H210L211 106L213 108L211 107L210 108L211 110L208 108L204 109V106H202ZM2 105L6 106V103L2 102ZM188 106H190L191 108L190 107L188 108ZM233 106H235L236 109ZM228 107H230V108H228ZM187 109L190 112L186 111ZM200 109L201 110L204 109L205 112H207V114L203 113V115H202L201 114L202 111H200ZM234 109H235V112L233 111ZM240 109H239V111H241ZM192 110L193 111L195 110V111L192 112ZM243 110L241 112L242 114L248 113V112H245ZM198 111H200L201 113ZM211 111H213V112H211ZM224 111H225V113H224ZM239 111H238V113H239ZM248 111H250V108ZM93 114H92V116H93ZM234 114L236 115L235 117H234ZM59 116H60V114H59ZM66 119H68V120L64 119V121H63V120L58 119V121H57L55 117H51V120L49 122L50 128L52 127V129H53L54 127H56L58 129V127H59V129L62 132L61 133L62 139H69L71 137V135H73V133H74V127L71 126V123L69 121L73 122L75 120V118L67 116ZM195 119L198 123L195 121ZM206 119H208V120H206ZM232 119H229V120H232ZM240 120H242V119H240ZM236 121H238V120H236ZM214 122H216V119L214 120ZM12 124H13V122H11V124H9L8 128L10 126H12ZM56 124H57V126H56ZM199 124H201V125H199ZM91 126H92V128H91ZM195 127L197 128L196 130H195ZM10 128L12 129V127H10ZM180 132H182V133H180ZM223 133L226 134L227 132H223ZM229 135H231V134L229 133ZM183 138H184V140H183ZM186 138H187V141H185ZM227 140H228V142H226ZM246 141H248V143L249 142L250 143L247 145ZM257 143H258V140L254 144L256 145ZM185 144H186V146H185ZM188 144H190V145H188ZM254 144H252V146H255ZM238 145H240V147L241 146L242 147L244 146V147L238 148L237 147ZM258 146H259V144H258ZM192 147H194V148H192ZM222 147H223V149H222ZM182 148H183V150H182ZM185 149H187V150H185ZM194 149H195V151H194ZM234 149H235V151H234ZM184 150L187 152L186 153L183 152ZM224 150H226V151H224ZM230 153H232V152H230ZM182 154H184V156ZM185 154H187V155H185ZM43 160L44 159H41V160L39 159V161H36V163L39 162V165H40L41 163H43ZM51 160H54V159L52 158ZM51 160L49 159V162H51ZM45 162H46V160H45ZM205 162H203V163H205ZM36 163H34V166L38 165ZM192 163H194L195 165L192 166L193 165ZM203 163L201 165H203ZM205 166H206V163H205ZM192 167H194L195 169H193ZM189 172H187L188 173L187 175L191 174L190 176H192V171L190 172V174H189ZM91 174L92 175L96 174L95 176L97 178L94 177V179H93V177H91L92 176ZM97 175H102L103 177L97 176ZM128 176L130 177V181H129ZM123 177H124V179H123ZM165 180H166V182H165ZM172 181H174V182L171 183ZM160 183L161 184L163 183V184L161 185ZM165 183H168V184H165ZM164 185H168V186L166 187ZM177 185H178V187H177ZM163 186H164V188L166 187L167 190H166V188L165 189L161 188ZM73 189H74V191H73ZM164 190H166V191H164ZM174 190H175V192H174ZM168 192H169V194H168ZM122 194L127 195L128 198H126L127 199L126 203L129 205H127L125 203H124V205H123V203L122 204L120 203V205L118 204L119 200L121 199L120 197L124 196ZM95 195L92 198H95ZM128 195H130V198ZM148 195L151 197H149ZM155 195H157V196H155ZM144 197H146V198H144ZM92 198H90V199H92ZM55 199H56V197H55ZM99 199L97 201H100ZM87 201H90V200L88 199ZM94 201H96V200H94ZM104 202H106V203H104ZM91 203H93V202H91ZM162 205H166L167 207L162 206ZM83 212L85 215L83 214ZM140 213H142V214H140ZM167 213H168V215H166ZM150 215H151V217H150ZM163 215H165V216H163ZM175 216H177V217H175ZM79 217H80V219H79ZM154 218H156V220H159V221H156ZM180 218H182V216ZM182 219H180L179 221L181 222V220H182V222H184L185 221L184 218H182ZM149 220L152 222V224H150ZM145 221H148V223ZM155 221L158 223V225ZM49 222H51V223H49ZM67 222H70V224ZM73 222H75V223H73ZM142 222L144 225L142 224ZM153 223H155L157 227L154 226L155 224H153ZM177 223L179 224V222H176V225H178ZM43 224L45 225L44 222L42 223V225ZM148 224H150V226ZM182 224H184V223H182ZM140 225H142V227ZM148 226L151 228H148ZM143 227H145V228H143ZM59 228L61 229L62 232L58 230ZM157 228H159V229H157ZM182 228H185V230L190 229L189 226H187V225L184 227L182 226ZM63 230H65L67 232H65ZM165 230H167V231H165ZM44 235H45V237H44ZM160 235H162V236H160ZM153 236L157 239H154ZM152 237L154 239V241H153L154 244H156L157 243L156 241H158V243H157L158 247L156 246V248L158 250L157 249L153 250L154 252L151 250L152 248L149 247V245L151 246L150 239L152 240ZM109 238L111 239V242H110ZM30 239H31V242L30 241L28 242V240H30ZM101 239H102V241H100ZM162 240H163L162 242L165 241L164 239H162ZM14 241H17V242L20 241V242L17 243ZM103 241L107 242L106 247H108L107 248L108 250L110 249L109 252L111 253L110 256H107V259L106 258L103 259V261L105 260L104 262L101 260L102 258L100 256L102 247L100 248V246H99L100 243L103 244ZM112 241H114L116 243L115 247L113 246L114 244L111 245V243H114ZM27 242L30 245L32 243H34V245H31L30 248L26 249L27 247H29ZM16 243L20 244V247H21V245H23V247L27 245L25 247L24 251L26 252V251L31 250L30 253L33 255V256L31 255L32 258L30 256V253H28V254L24 253L22 247L20 249H19V246L16 247L17 246ZM107 244H108V246H107ZM146 245H148V247ZM14 248H16V249H14ZM21 249H22V251H20ZM173 249L170 250L172 253H174ZM147 250H150L152 252V254H154V255H152L151 252L147 251ZM18 252H20L21 254ZM33 252H34V254H33ZM155 255H156V258H155ZM115 256L119 257V258H116ZM113 258H114V260H112ZM158 259L160 260L159 262L157 261ZM109 261H111V262H109ZM162 261H161V263H162Z\"/></svg>","mask_w":264,"mask_h":264}]
</instances>
